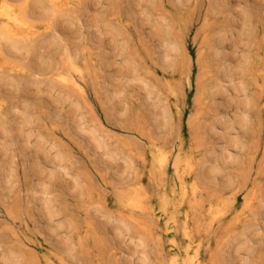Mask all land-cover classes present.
Segmentation results:
<instances>
[{
    "label": "rangeland",
    "instance_id": "obj_1",
    "mask_svg": "<svg viewBox=\"0 0 264 264\" xmlns=\"http://www.w3.org/2000/svg\"><path fill=\"white\" fill-rule=\"evenodd\" d=\"M32 3L41 14L52 5L49 0ZM56 4L66 6L52 23L54 30L48 20L35 24L21 50L26 57L23 66L18 57L0 56V264H47L46 257L54 264H168L173 252L169 241L176 231L157 210L160 191L147 171L154 162L148 152L151 141L171 148L163 175L166 185L175 176L173 163L183 148L192 152L208 179L195 198L231 199L230 211L218 221H210L206 201L200 215L191 209L189 224L195 239L201 237L203 262L220 259L225 245V264H264V203L256 214L257 198L261 193L264 197V85L261 89L256 71L264 60V0H58ZM171 40L184 49L171 64H164L162 48ZM7 45L3 43L5 49ZM215 50L219 51L214 55ZM68 56L75 57L82 75L85 100L54 74L59 67L67 76ZM222 63L227 65L221 68ZM227 71L231 81L220 77ZM70 73L76 76L75 70ZM216 75L222 83L219 90ZM119 90L122 93L113 98L112 92ZM247 97L252 100L249 117L239 125L244 116L238 108ZM222 114L225 129L214 124ZM87 122L101 126L109 136V147L116 153L112 163L102 162L100 153L77 134L76 126ZM213 124L216 129L211 131ZM222 146L236 160L214 173L211 168ZM58 151L69 170L55 178L51 172ZM130 157L135 159L132 169ZM8 174L7 187L3 176ZM184 177L191 181L186 171ZM40 182L53 191L55 215L49 220L41 218L37 204L41 193L34 185ZM134 184L140 185L145 205L150 206L141 212L120 200ZM252 191L257 198H251ZM249 200L251 208L236 225L235 214ZM182 220L178 214L179 226ZM116 226L122 229L118 236L113 233ZM138 237L147 238L142 246ZM141 250L147 254L144 261ZM11 252L18 257L14 259Z\"/></svg>",
    "mask_w": 264,
    "mask_h": 264
},
{
    "label": "bare ground",
    "instance_id": "obj_2",
    "mask_svg": "<svg viewBox=\"0 0 264 264\" xmlns=\"http://www.w3.org/2000/svg\"><path fill=\"white\" fill-rule=\"evenodd\" d=\"M16 1H20V2H16ZM32 1H35V0H0V12H1L0 16H1V19H2L0 21V56L1 57H5L7 59H11V60L12 59H16V57H18V62H19L18 65H20V66H23V61L22 60L24 58H26L25 54H22L21 50L25 48L24 47L25 44H27V41L30 40L29 37H31V36H29V35H30L31 29L36 27L35 24L37 22L42 21V20H46V21L48 20L51 23V25H49V26H51V30H52L55 27V26H52V23L54 21H56L60 17L59 13H61V11L63 10L62 8L66 6V4H65V6L64 5H60V4L59 5L56 4L58 0H49L50 2H52V5H51V8H50L49 12H47V14H44V13L41 14L39 12L38 7L35 6L34 3L31 4ZM71 1H73V0H67V2H71ZM58 31H60V30H58ZM59 37H61V35ZM60 39H62V38H60ZM3 43L9 44V46L8 45L6 46L7 49H5V47L3 46ZM183 49H184V47H182V45L180 43H178L175 40H171V42H169V44L164 45L163 48H162V55H161L162 62L164 64H171L172 61L174 60V58L176 57V55L178 54L179 50H183ZM66 50L67 49L65 48V51ZM215 51H216L215 53L213 52L214 55L219 50H215ZM31 54H33V53H31ZM74 54H76V53H74ZM184 54L186 56H188L185 51H184ZM29 55H30V53H29ZM33 58H35V57H33ZM74 58L75 57H69L68 56L66 61H64V63H65L64 66H65V68L67 70V76L60 74L59 67L55 69L56 72L54 74H56L58 76V79L60 81L66 83L68 85H71L72 86L71 89H74L75 91H77L78 94L81 96V98L85 100L86 99V91H85V88H83L84 86L81 85L80 79H79V77L81 78L82 75L80 73L79 68H77V66L73 62ZM224 58H225V56H224ZM249 60H250V58L247 55L246 62L249 61ZM31 61H32V59H31ZM34 62H36V60H34L33 63ZM260 63H261L260 65L257 64L256 71L258 73H260V75H261V78H262L261 89H262L263 85H264V83H263L264 82V60L261 61ZM225 64L222 63L221 64V68H223V66ZM239 67H241V66H239ZM71 69L75 70L76 76L72 75L70 73ZM220 70H222V69H220ZM237 72H238V70H237ZM239 72H242V70H240ZM6 76L8 78H10L9 76H11V75L7 74ZM220 77H221V79L223 81H231L232 74L229 71H227V73H225L223 75H220ZM215 78H216L215 79V83H216L215 86L217 87V90H219L220 89L219 87H221L222 83L219 80V75H216ZM21 84H22V82H21ZM120 93H122L121 90L113 91L112 92V97L114 98L116 96H119ZM210 94H211L210 92L207 94L208 95L206 97L207 99H209ZM200 95H201V93H199L197 95L198 98L200 97ZM146 97H147V100H148L150 98V94L147 93ZM105 98H107V97H105ZM251 101H252L251 98L247 97L246 100L243 102L241 108H238V110L241 109V113L243 114L242 116H244L242 118V120L237 121V123L239 125L244 124L248 120L249 113L247 111V107H249ZM24 111H25V109H24ZM222 116H223V114L219 115V117H217V119L215 118L216 120H215L214 124L215 123L216 124L219 123L221 128L225 129V128H227V125H226V122H224ZM193 124L194 123H193V118H192L190 120V123H189L190 127H192ZM214 124L212 125L211 131L216 129V126H215L216 124L215 125ZM52 130H50V131H52ZM75 130H76L77 134L80 137L85 139L88 142V144L91 145L90 148H93L95 152H99L100 153V156L102 158L101 159L102 162L104 161L106 163H112L111 161L115 158L116 153H115L114 149L109 147V144H108L109 136L104 132V130L101 128V126H95V125H93V124H91L89 122H87L85 125H83L82 123H79L76 126ZM22 137H24V136H22ZM27 145H25V146H27ZM148 146H149V149H148L149 155L153 159L154 162L150 165L149 170H147V171H149V174L151 175V177H152V179L154 181V184L156 185L157 189L160 191L159 200H158V205L159 206H158L157 210L158 209L160 210L161 215L166 217V219L172 224L171 228L175 229V231H176L174 233L175 237L171 238L170 241H169V248L171 247L173 252H171V254L169 255L167 263L168 264H206L200 258V247H201V239L200 238L201 237L199 239H195V236L193 234L191 225L189 224V219H190V215H191V209L194 212H196L197 215H200L203 212L204 202L206 201L208 203L206 211L209 214L210 221L211 222L218 221V220H221L224 217H226L227 213L230 211L231 202H229V201L231 199L229 201H227L224 197L223 198L219 197L220 199H214V198H211V197H206L203 200L199 201V200H197L195 198V195H196L197 191L201 188L202 181L208 180V179H206L207 177L204 176L205 174H202L199 171L200 163L197 160H195V157L192 154V152H185L183 150V148L180 149L179 155L176 158L175 162L173 163L175 176H173L170 179V183L168 185H166L164 183V181H163V175H164V168L168 165V161L170 159L171 148L170 149L169 148L168 149H164V147L162 145H159L157 141H151L148 144ZM55 157L56 158H55V160L53 162V167H52L53 170L51 172V176L55 177V178H57V177L60 178L63 174L66 175V173H68L69 166H67L65 164V157H64V155H63V153L61 151H58L56 153ZM142 157H143V155H142ZM235 160H236L235 157L228 151V148L225 147V146H222L219 149L218 156H216V158H215V162H214V165L211 168V171H213L214 173H218L223 167H225L226 165H228L230 163L235 162ZM32 161H34V160L32 159ZM149 161H150V159H149ZM128 162H129V164H128L129 167L132 169L134 164H135V159L130 157L128 159ZM36 164H37V166L39 165L38 163H35L34 165L36 166ZM137 171H138L137 168L134 169V173L137 172ZM185 171L191 177V181L189 183H187L186 178L184 177V172ZM0 177H2V176H0ZM131 179H133V178H131ZM3 180H4V183L6 184V186L8 187V185H10V183H11V175L8 174L5 177L3 176ZM45 180H47V179H45ZM137 180H138V178H137ZM177 180H178V182L180 184L179 183L177 184V185H179V188L176 190L175 182ZM32 185L30 184V186H32ZM36 186H37V188L39 189V191L41 193V195H39L41 197H39V198L37 197V200H39V202H37V204L39 203V205H40V207H39L40 210L39 211H41L40 212L41 213V218H42V216H44L43 218L46 220V219L51 218V217H53L55 215V210L53 209L54 207H53V204H52V193H53V191L50 190L51 188L48 187V185L46 183H41L40 182V184L34 185V187H36ZM71 186H72V184H71ZM139 187H140L139 184H136V185L134 184V186L131 189H130V187H128L129 190H132L131 193H129V194L127 193L128 195L123 196L124 198L123 199L121 198L120 200L124 201V205L125 206H131V207H133V209H138L139 212H141L143 210H146L150 206L147 207V205H145L144 195H143V193H141L139 191ZM79 188H81V187H79ZM125 191H127V189L124 190V192H122V193H125ZM38 194H39V192H38ZM33 195H35V194H33ZM232 196H234V194H232ZM254 196L255 197L257 196L256 192L252 191L251 198H253ZM31 197H28V198L30 199ZM33 197H35V196H33ZM187 197H189V199L187 201V204H189V205L184 207L182 203L184 202V200ZM257 199H258L259 203L256 205V211H257L256 214L258 213L259 209L261 208L262 204L264 203L263 193H261L260 197L257 198ZM34 200H36V199H34ZM118 201H117V203H118ZM120 205H121V202H120L119 206ZM251 206H252V202L249 200V201H247V203H246L245 207L243 208V210L238 215L235 214V216H237L236 219H234L235 220L234 223L236 225H238L239 223L244 221V217L248 213L247 211H248L249 208H251ZM34 207H35V205H34ZM32 208H33V206H32ZM140 214H142V213H140ZM178 214H182V217H183V220H182L183 223L180 226H179V223H178ZM256 214H255V216H256ZM145 216H147V215H145ZM34 218L36 219V217H34ZM34 222H37V221L35 220ZM33 224L35 225V223H33ZM166 225H168V224H166ZM244 225H245V228L249 227V225L247 223H245ZM23 226L25 227V225H23ZM57 226H55V228H57ZM27 227H26V230H27ZM164 227H165V225H164ZM171 228L168 226L167 229L170 230ZM179 228H180V232H179L180 235L177 233ZM262 228L264 229V224H263ZM206 229H207V227H206ZM113 233L118 236V235L122 234V229L120 227L116 226V227L113 228ZM178 235L180 236L179 239H177ZM23 238H25V237H23ZM30 239L31 238H29V240ZM146 239L144 237H138L139 245L142 246ZM18 240H20V237H19ZM20 241L23 242L22 240H20ZM147 242H149V241H147ZM22 244L23 243H21V246H23ZM241 244H243V242L239 243V245L237 247L239 248V246H241ZM224 246L219 251V256H220L219 258L220 259H218L217 261L212 262L213 264H216L217 262H220V263L222 262V264H225V262H224V254L227 253L226 252L227 249H226V246L225 247ZM29 249H31V248H29ZM6 251H8V250H6ZM6 251H5V253H6ZM50 252H51V250H50ZM16 253H17V251H16ZM9 254L14 259H16V257H18V255L15 256V254H13V252H11ZM19 254H20V252H19ZM29 254H30V252H29ZM140 255H141V259L143 261H144V258H147V254H146L145 250H141L140 251ZM60 260L61 259L58 258V263H59ZM46 262H47V264H54V262L51 259V257H46ZM119 263H120V261H119ZM220 263H217V264H220ZM160 264H161V262H160Z\"/></svg>",
    "mask_w": 264,
    "mask_h": 264
}]
</instances>
